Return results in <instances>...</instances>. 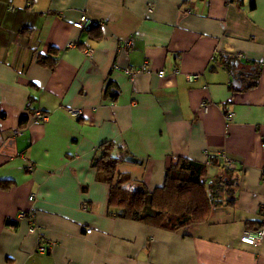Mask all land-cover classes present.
<instances>
[{"label": "crops", "instance_id": "obj_1", "mask_svg": "<svg viewBox=\"0 0 264 264\" xmlns=\"http://www.w3.org/2000/svg\"><path fill=\"white\" fill-rule=\"evenodd\" d=\"M253 1L0 0V264H264V235L240 242L258 224L264 233V0ZM83 14L102 26L74 28ZM51 48L48 69L37 57ZM228 59L239 88L253 73L257 85L231 91ZM108 142L141 161L117 165L124 188L161 187L178 158L211 177L216 156L236 170L235 201L176 231L109 216L92 166Z\"/></svg>", "mask_w": 264, "mask_h": 264}, {"label": "trees", "instance_id": "obj_2", "mask_svg": "<svg viewBox=\"0 0 264 264\" xmlns=\"http://www.w3.org/2000/svg\"><path fill=\"white\" fill-rule=\"evenodd\" d=\"M232 1L239 4L242 0ZM248 1L250 7H253L254 1ZM95 26L87 30L90 32ZM37 63L53 69L57 63V51L49 49L46 56L37 57ZM235 64L228 59L223 66L231 73H236ZM257 79L256 73L249 74L244 79L243 88L230 85V90L237 92L254 88ZM105 93L112 101L117 99L118 91L112 83H107ZM26 121L27 116H23L20 124L24 125ZM99 149L92 166L97 170L98 180L109 186V216L176 231L191 224L205 222L212 209L231 205L235 201L234 192L238 187L236 170L220 162L216 156L208 157L210 168L216 171L211 177H208L205 163L178 158L167 169L164 184L149 192L146 189L124 188L127 177L116 175L117 165L129 156L125 150L109 142L100 145ZM6 186L0 185L4 189ZM250 229L259 230L261 225Z\"/></svg>", "mask_w": 264, "mask_h": 264}, {"label": "built area", "instance_id": "obj_3", "mask_svg": "<svg viewBox=\"0 0 264 264\" xmlns=\"http://www.w3.org/2000/svg\"><path fill=\"white\" fill-rule=\"evenodd\" d=\"M9 11H13L14 9L12 7H8ZM102 26V23H95L93 22L90 18H88L86 15H81L79 17V19L77 21H75L73 23V27L78 29V30H86L88 28H90L91 26ZM69 46H74L73 44H70ZM129 46V42L124 43V47L127 48ZM84 54L88 57H90L91 55V50L90 49H85L84 50ZM239 57H241V55H238ZM140 71H144V68L142 67L141 69H134V68H128L124 70V73L128 76V77H133L136 73L140 72ZM158 77L162 78L164 77V72L163 70H160L157 72ZM186 81L193 82L198 78V75H187L186 77ZM202 108H205V104H202ZM65 111L71 115L74 118H80L82 116V111L80 109H74V108H65ZM46 119V115L43 114L41 111H34L33 113V123H39L42 122ZM232 120V115L228 114L225 116V121L229 122ZM21 133L20 131H14V136H19ZM207 165H209V162L207 161L206 163ZM33 196H31L29 198V200H32ZM27 216L26 212L21 211L20 213H18L17 215V219L21 220L23 218H25ZM35 230V226L30 225L28 231L30 233H32ZM87 232H89V230H87ZM263 230L259 229L256 231H244L242 233V235L240 236V242L245 244V245H249V246H254V247H259L261 246L262 240H263ZM38 252L39 253H46L47 252V247H45L43 245L42 242L39 243L38 245Z\"/></svg>", "mask_w": 264, "mask_h": 264}, {"label": "water", "instance_id": "obj_4", "mask_svg": "<svg viewBox=\"0 0 264 264\" xmlns=\"http://www.w3.org/2000/svg\"><path fill=\"white\" fill-rule=\"evenodd\" d=\"M242 75L243 73L238 71L236 73H233L231 74V77H232V85L236 88H239L242 84L241 82V78H242ZM124 162H127V163H132V164H141V161L132 157V156H127L124 158Z\"/></svg>", "mask_w": 264, "mask_h": 264}]
</instances>
